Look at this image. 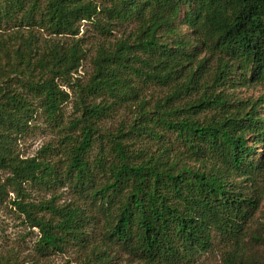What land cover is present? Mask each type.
<instances>
[{
    "label": "trees",
    "instance_id": "1",
    "mask_svg": "<svg viewBox=\"0 0 264 264\" xmlns=\"http://www.w3.org/2000/svg\"><path fill=\"white\" fill-rule=\"evenodd\" d=\"M84 21L102 35L131 29L97 48L94 73L77 85L78 116L63 127L62 86L87 54L75 39ZM0 31V200L16 194L40 255L75 246L90 251L80 264H195L219 238L223 264H264L250 253L264 242L252 228L264 198V95L236 92L264 87V0H0ZM150 84L169 90L154 104ZM125 106L130 126L105 131ZM38 110L62 141L24 159L16 141ZM27 185L69 186L83 203L26 202ZM100 220L91 244L86 227Z\"/></svg>",
    "mask_w": 264,
    "mask_h": 264
},
{
    "label": "rangeland",
    "instance_id": "2",
    "mask_svg": "<svg viewBox=\"0 0 264 264\" xmlns=\"http://www.w3.org/2000/svg\"><path fill=\"white\" fill-rule=\"evenodd\" d=\"M96 1L99 4L102 3V0ZM130 29L131 27L127 28L126 26L114 25L112 26L111 33L102 35L96 30L92 22L84 21L81 24L80 33L75 39L82 38L87 54L86 59L82 62V66L73 75L72 85L62 86L69 94V101L63 105V127L68 126L69 122L78 116L75 108L78 91L77 85L86 84L94 73L93 60L96 56L97 48L101 44L110 45L115 43L125 31L129 32ZM43 34L44 38H50L46 33ZM61 39L62 42H69L68 39L71 38L62 37ZM168 91L167 88L150 84L144 91V97L151 104H154L156 100L163 98ZM236 92L241 97H257L264 95V87L254 84L249 87H239ZM135 116V108L125 106L115 111L110 118L103 120L101 126L105 131L114 133L125 125L130 126ZM30 124V129L16 141L15 148L21 158L39 157L40 152L47 146H52L56 150L59 149L63 137L61 127L52 124L42 110H38L34 120ZM103 144L106 143L104 142ZM99 150L100 143L96 141L92 150V158ZM258 150L259 155H257V158L261 157L264 153L263 146H259ZM57 151H54L53 155H49V158L55 160L60 158L61 154H57ZM0 174L3 179L7 176L6 173L1 171ZM25 187L27 193L26 202L39 203L55 198V205L57 206L83 203L69 186L50 189H40L30 185ZM16 200V194L10 189H8V194L4 200H0V262L7 261L9 264H80L83 262L86 253L90 251L89 249L83 250L75 246H69L63 253L55 252L47 256L40 255L36 251V244L42 236L40 230L30 225L26 215L20 212L18 207L13 203ZM258 226L261 228V232L258 234L264 238V198L259 211L252 221L253 229H256ZM86 233L90 237L91 244L93 242H99L103 238V222L100 220L99 224H90L86 227ZM223 253L224 244L217 238L214 242L213 249L210 252L202 254L195 264H223ZM250 253H258L260 258L264 256V242L254 241ZM124 260L118 259L116 260V264H130ZM260 262L263 263L262 260Z\"/></svg>",
    "mask_w": 264,
    "mask_h": 264
}]
</instances>
